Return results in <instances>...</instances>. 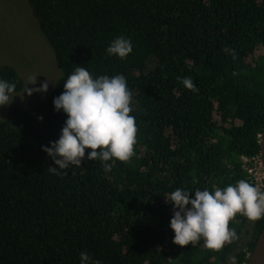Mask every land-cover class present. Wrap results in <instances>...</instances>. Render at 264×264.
I'll list each match as a JSON object with an SVG mask.
<instances>
[{
  "label": "trees",
  "instance_id": "1",
  "mask_svg": "<svg viewBox=\"0 0 264 264\" xmlns=\"http://www.w3.org/2000/svg\"><path fill=\"white\" fill-rule=\"evenodd\" d=\"M28 1L61 76L34 107L14 104L0 121V264H80L81 251L101 264H225L232 255L247 264L264 218L246 247L250 220L240 214L229 222L238 238L220 250L203 238L180 246L165 195L252 183L243 158L262 152L264 0ZM118 36L133 45L125 59L107 53ZM78 65L125 75L137 139L110 171L86 148L81 166L59 176L42 146L61 134L67 114L53 99ZM0 78L24 89L13 65H0Z\"/></svg>",
  "mask_w": 264,
  "mask_h": 264
},
{
  "label": "clouds",
  "instance_id": "2",
  "mask_svg": "<svg viewBox=\"0 0 264 264\" xmlns=\"http://www.w3.org/2000/svg\"><path fill=\"white\" fill-rule=\"evenodd\" d=\"M132 51L131 40L124 36L116 37L107 48L109 55L120 59L127 58ZM36 82L37 74L28 84ZM183 85L193 92L199 91L191 77H184ZM63 87L53 104L56 111L67 114V119L59 138L51 141V146H42L54 160L48 171L67 175L71 166H81L86 148L91 149L87 159H99L106 171L111 170L108 163L111 159L129 161L134 155L138 129L135 117L130 114L133 93L125 75L93 76L85 66L78 65L64 80ZM48 88L49 80H46L35 88L26 86L25 90L31 95L47 92ZM15 89L14 82L0 78V107L13 102ZM190 192L177 188L165 195L173 207L170 227L174 230L173 243L177 245L195 246L203 238L208 248L220 250L238 238L236 229L229 227L237 214L252 221L264 218V190L245 179L224 188L213 186L211 191L196 188L194 196ZM79 256L80 264H101L86 251H81Z\"/></svg>",
  "mask_w": 264,
  "mask_h": 264
},
{
  "label": "rangeland",
  "instance_id": "3",
  "mask_svg": "<svg viewBox=\"0 0 264 264\" xmlns=\"http://www.w3.org/2000/svg\"><path fill=\"white\" fill-rule=\"evenodd\" d=\"M2 64L13 65L23 77L25 86L22 91L14 93L17 95L10 105L0 107V121L6 119L14 104L28 109L34 107L53 90L61 76L53 47L43 34L28 0H0V65ZM36 74V84H28ZM46 80H49L47 92L29 95L25 90L26 86L35 88ZM254 224L255 221L250 220L243 228L240 246L246 247V242L252 239ZM234 257L232 255L225 264H235Z\"/></svg>",
  "mask_w": 264,
  "mask_h": 264
},
{
  "label": "built area",
  "instance_id": "4",
  "mask_svg": "<svg viewBox=\"0 0 264 264\" xmlns=\"http://www.w3.org/2000/svg\"><path fill=\"white\" fill-rule=\"evenodd\" d=\"M262 138V134L259 135ZM245 169H247L251 182L262 189L264 187V163L262 152L251 158L244 157Z\"/></svg>",
  "mask_w": 264,
  "mask_h": 264
},
{
  "label": "water",
  "instance_id": "5",
  "mask_svg": "<svg viewBox=\"0 0 264 264\" xmlns=\"http://www.w3.org/2000/svg\"><path fill=\"white\" fill-rule=\"evenodd\" d=\"M262 156L264 163V128L261 138ZM247 264H264V229L258 237L254 250L250 254Z\"/></svg>",
  "mask_w": 264,
  "mask_h": 264
}]
</instances>
